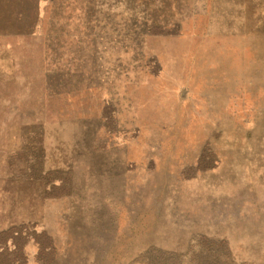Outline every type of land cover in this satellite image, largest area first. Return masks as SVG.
Returning a JSON list of instances; mask_svg holds the SVG:
<instances>
[{
    "label": "rangeland",
    "instance_id": "1",
    "mask_svg": "<svg viewBox=\"0 0 264 264\" xmlns=\"http://www.w3.org/2000/svg\"><path fill=\"white\" fill-rule=\"evenodd\" d=\"M19 225L53 264H264V0H0Z\"/></svg>",
    "mask_w": 264,
    "mask_h": 264
},
{
    "label": "trees",
    "instance_id": "2",
    "mask_svg": "<svg viewBox=\"0 0 264 264\" xmlns=\"http://www.w3.org/2000/svg\"><path fill=\"white\" fill-rule=\"evenodd\" d=\"M30 229H34L31 226ZM24 225L13 226L0 232V264H28V245L35 246L34 258L40 264H53L56 246L46 232L37 234Z\"/></svg>",
    "mask_w": 264,
    "mask_h": 264
}]
</instances>
